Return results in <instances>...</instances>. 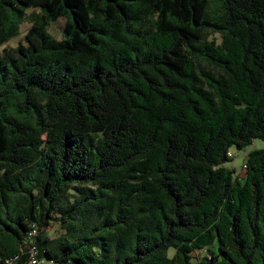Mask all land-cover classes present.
I'll return each mask as SVG.
<instances>
[{
  "label": "trees",
  "instance_id": "16d2710c",
  "mask_svg": "<svg viewBox=\"0 0 264 264\" xmlns=\"http://www.w3.org/2000/svg\"><path fill=\"white\" fill-rule=\"evenodd\" d=\"M255 137L264 0H0V262L264 264Z\"/></svg>",
  "mask_w": 264,
  "mask_h": 264
},
{
  "label": "rangeland",
  "instance_id": "374dc122",
  "mask_svg": "<svg viewBox=\"0 0 264 264\" xmlns=\"http://www.w3.org/2000/svg\"><path fill=\"white\" fill-rule=\"evenodd\" d=\"M31 9L32 8H30L29 10ZM66 21H67V17L61 16L57 20L51 22L49 26L50 31L53 34H55L57 37H61L63 34V29H64ZM30 25H31V21L25 20L22 23L21 32L18 35L12 37L10 40H8L3 46H14V45H17L20 41H25V35ZM3 46H1V48ZM261 147H264V139L260 137H255L251 143L241 148H239L237 145L234 144L230 147V151L233 153L232 159L227 160L226 162H224V164L227 167L235 169L236 174H243L244 162H245V159L248 153L255 148H261ZM58 229H59L58 224L52 222L48 228V231L51 234H56ZM205 253H207V250L203 249V250H200L199 252H196L195 255L196 257L197 256L200 257L201 255Z\"/></svg>",
  "mask_w": 264,
  "mask_h": 264
},
{
  "label": "built area",
  "instance_id": "2783aa9c",
  "mask_svg": "<svg viewBox=\"0 0 264 264\" xmlns=\"http://www.w3.org/2000/svg\"><path fill=\"white\" fill-rule=\"evenodd\" d=\"M38 232L37 226L32 225L31 230L29 231V239H30V244H29V251L30 255L28 257V263L29 264H46V261L39 257L37 255L38 253V248L35 243V236ZM21 258L20 253H16L8 258H6L3 262H0V264H16L18 259Z\"/></svg>",
  "mask_w": 264,
  "mask_h": 264
}]
</instances>
